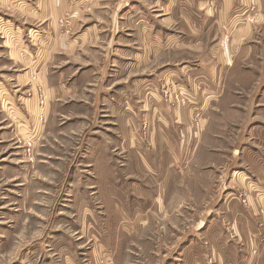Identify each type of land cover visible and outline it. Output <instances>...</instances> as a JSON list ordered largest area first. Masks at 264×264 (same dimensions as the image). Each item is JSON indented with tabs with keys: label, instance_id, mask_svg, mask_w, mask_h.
Instances as JSON below:
<instances>
[{
	"label": "rangeland",
	"instance_id": "374dc122",
	"mask_svg": "<svg viewBox=\"0 0 264 264\" xmlns=\"http://www.w3.org/2000/svg\"><path fill=\"white\" fill-rule=\"evenodd\" d=\"M161 13L170 15L176 30L171 39L177 41L166 38L163 21H157L161 42L153 46L146 32L126 24L125 46L137 53L126 49V61L115 71L114 47L82 48L80 63L88 60L96 71L80 79L74 92V85L55 75L43 88L38 61L47 50L33 46L39 33L30 31V38L26 29L16 32L19 11L0 0V264H264V241L248 254L228 235L236 206L228 193L234 188H224L229 182L252 188L231 177L237 163L230 155L233 145L221 137L210 144L217 153L207 152L206 139L197 151L195 137L182 143L187 130L191 136L202 125L196 111L186 126L179 125L190 97L171 91L163 78L165 69L184 67L185 84L196 89L192 69L212 68L219 54L227 59L229 36L220 38L219 48L211 29L194 32V25L176 22L174 10ZM73 19L66 14L57 20L59 36L71 35ZM180 30L189 36L184 47ZM144 82L148 89L135 87ZM121 84L123 91L116 88ZM226 129L223 121L217 131ZM173 136L188 149L186 159L171 160ZM254 209L264 214V206ZM253 220L264 235V219ZM215 223L229 236L231 249L209 228Z\"/></svg>",
	"mask_w": 264,
	"mask_h": 264
},
{
	"label": "crops",
	"instance_id": "0c3cea01",
	"mask_svg": "<svg viewBox=\"0 0 264 264\" xmlns=\"http://www.w3.org/2000/svg\"><path fill=\"white\" fill-rule=\"evenodd\" d=\"M129 1L126 5V2L121 4L120 0H4V4L11 5L13 9L19 11L21 19L20 24H16L18 29L16 32L21 33L23 29H26L30 38V31L39 33L33 46L36 52L43 51L45 48L47 50L45 59L38 61L41 81L44 82L42 86L46 89L51 85V75H55L54 77L60 78L68 85H74V92L81 87L78 83L80 79L86 76L88 79L92 78L96 66L88 60L86 64L80 63L79 59L82 55L78 51L82 48L114 47V53L111 55L114 60L112 68L115 71L121 68L126 61V49L130 48L133 56L137 53V51L133 52L135 48L125 46L126 24L130 26L128 30L137 31L138 28L141 32H146L152 41L151 46L153 43L161 42L158 38V20L164 22V25L161 22V26L168 32L166 38H173V32L176 30L170 26L172 24L170 15L158 14L163 11V8L175 11L176 22L183 21L182 25H194L195 27L192 28L194 32H202L205 35V32L211 29L214 44L219 48L221 47L220 38H223L224 34L229 36L227 59L219 54L215 57L212 68L203 66L201 69V66L197 65V68L192 69L195 74L193 80L196 83V89L192 90V86L185 84L184 67L173 70L165 69L163 78L169 83L171 91L180 89L190 97L188 98L190 105L183 107L179 112L181 117L178 116L179 125L186 126L188 118L194 111L199 116L198 119L202 125L194 135L189 136L188 130L186 136L180 135L181 142L190 143L191 138L195 137L197 151L202 139H206L203 142L209 147L207 152H217L221 150L214 147L212 149L210 144H215L216 140L228 137L230 144L233 145L230 148V155L237 158V163L231 165L229 169L232 173L231 177L239 176L242 182L252 186V188H247L252 190L253 196L257 191V196H254L256 203L254 204L253 200L250 201V205L253 206L249 210L241 207L238 198V192L241 189L230 186V182L229 189L224 188L225 190L234 188L228 193L231 196L230 199L233 200L231 207L236 206L235 215L231 217L235 219L231 225L233 231L231 235H228L235 243L244 246L246 252L250 254L252 246L256 247L258 240L264 241V235L259 232L253 220L264 219V214L256 215L254 209L256 206H264V0ZM66 14L74 17L72 23L74 31L70 36L64 37L58 35L59 29L56 24L57 20ZM1 15L4 14H0V18ZM6 20L8 23L13 22L11 19ZM115 27V32L111 33ZM180 32L181 46L184 47L185 40L189 36L186 34L187 30H180ZM171 40L177 41L178 39ZM6 43L3 40L4 46H8ZM199 44L200 42H196V46ZM64 51L70 52L71 58L65 59L64 56L67 53ZM56 60H62L63 63L55 65ZM127 62L131 63V60ZM55 87L56 84L53 83V98L56 97L57 92ZM125 87L121 84L116 88L123 91ZM135 87L148 89V84L144 82V85L140 83ZM85 89L88 90L86 87ZM156 90L157 86L152 88L150 94L157 96ZM68 92L72 93L73 90ZM192 96L196 100H191ZM121 110L123 111V108L120 107ZM223 121H227L228 129L221 134V131L217 129L222 130ZM205 126H207L206 131ZM155 140H157L156 137ZM179 141L173 136L168 149L173 161H178L181 157L186 159L188 154V149H181L184 144L180 142V145ZM234 191L238 192L234 193ZM229 202V197H226L223 201L224 206L228 207ZM209 228L216 234L218 240L224 245L229 243L227 247L232 248L230 242L227 241L229 236L223 234L216 223L212 227L210 225ZM244 231L248 232V235ZM185 245L184 250L189 249L191 243L188 241Z\"/></svg>",
	"mask_w": 264,
	"mask_h": 264
},
{
	"label": "built area",
	"instance_id": "2783aa9c",
	"mask_svg": "<svg viewBox=\"0 0 264 264\" xmlns=\"http://www.w3.org/2000/svg\"><path fill=\"white\" fill-rule=\"evenodd\" d=\"M72 20V17L69 18V22ZM224 47H225V50L227 49V43L226 41H224ZM227 53V51H226ZM252 191L251 189L247 190V189H241L239 192H238V198H239V201H240V204L242 206H246V205H250V199H251V196H253V193L250 192ZM257 192V191H256ZM254 193V196L256 197L257 196V193Z\"/></svg>",
	"mask_w": 264,
	"mask_h": 264
}]
</instances>
